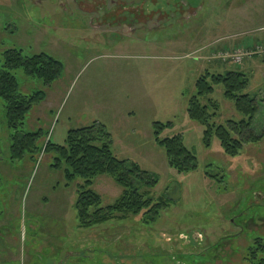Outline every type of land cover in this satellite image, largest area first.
I'll return each instance as SVG.
<instances>
[{
	"label": "rangeland",
	"instance_id": "obj_1",
	"mask_svg": "<svg viewBox=\"0 0 264 264\" xmlns=\"http://www.w3.org/2000/svg\"><path fill=\"white\" fill-rule=\"evenodd\" d=\"M261 37L264 0H0V54L43 53L63 66L23 132L41 130L42 148L62 143L68 129L101 123L114 155L155 176L151 197L168 202L154 223L131 216L79 228L77 188L64 187L53 157L41 151L10 159L12 131L0 100V264H246L247 248L264 241V138L234 158L215 137L205 148L186 106L206 71L242 72L259 105L252 127L262 131L264 55L240 65L229 58L235 44L253 50ZM13 73L20 93L43 89ZM210 98L219 106L216 125L241 119L222 86ZM154 122L172 123L161 138L180 135L195 171L168 166ZM92 189L102 207L122 192L108 176L95 178Z\"/></svg>",
	"mask_w": 264,
	"mask_h": 264
},
{
	"label": "trees",
	"instance_id": "obj_2",
	"mask_svg": "<svg viewBox=\"0 0 264 264\" xmlns=\"http://www.w3.org/2000/svg\"><path fill=\"white\" fill-rule=\"evenodd\" d=\"M0 100L3 103L7 127L12 131L10 159H21L25 153L41 152L53 157V167L62 168L64 187L77 189L74 204L79 228H92L112 220L141 217L143 224L154 223L168 202L151 197L157 178L143 171L130 160L117 158L112 151V136L104 125L93 122L79 129H68L62 143L47 141L42 148L37 143L41 130L23 132L24 122L31 110L46 99L45 88H50L61 76L62 64L46 54L25 56L21 50L10 48L0 54ZM21 70L26 77L39 81L43 89L29 94L19 92V83L13 72ZM216 86H222L223 96L234 111L241 116L238 121L229 120L216 125L219 106L210 96ZM249 80L238 71L224 75L205 72L195 82V94L187 101V118L203 128L202 143L209 148L213 137L219 142L227 157H236L245 144L257 143L264 138V129L254 131L252 123L259 105L247 92ZM172 123H152V137L161 147L168 166L177 174H187L197 169L195 155L187 150L182 137L176 135L161 138ZM98 176H108L122 189L119 197L110 205L102 207L101 197L93 189ZM246 264H264V241L255 239L243 257Z\"/></svg>",
	"mask_w": 264,
	"mask_h": 264
},
{
	"label": "built area",
	"instance_id": "obj_3",
	"mask_svg": "<svg viewBox=\"0 0 264 264\" xmlns=\"http://www.w3.org/2000/svg\"><path fill=\"white\" fill-rule=\"evenodd\" d=\"M257 54H264V44L257 45L253 50L243 49L242 47L235 48L230 52L229 58L234 65H240L245 57H252ZM219 55L222 57V53H219Z\"/></svg>",
	"mask_w": 264,
	"mask_h": 264
},
{
	"label": "crops",
	"instance_id": "obj_4",
	"mask_svg": "<svg viewBox=\"0 0 264 264\" xmlns=\"http://www.w3.org/2000/svg\"><path fill=\"white\" fill-rule=\"evenodd\" d=\"M258 42L261 41L263 44H264V37H261L260 40H257ZM250 43V42H249ZM258 45V44H257ZM234 48H239V47H242V45H239V44H235L233 46ZM230 49V48H229ZM227 50V49H226ZM64 138V137H63ZM112 145H113V139H112Z\"/></svg>",
	"mask_w": 264,
	"mask_h": 264
}]
</instances>
